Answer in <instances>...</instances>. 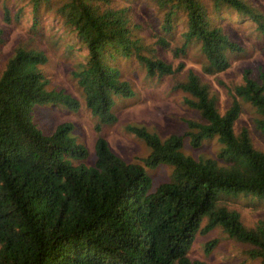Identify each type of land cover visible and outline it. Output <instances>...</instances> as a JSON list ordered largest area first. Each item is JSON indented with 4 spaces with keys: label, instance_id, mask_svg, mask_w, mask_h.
I'll list each match as a JSON object with an SVG mask.
<instances>
[{
    "label": "trees",
    "instance_id": "obj_1",
    "mask_svg": "<svg viewBox=\"0 0 264 264\" xmlns=\"http://www.w3.org/2000/svg\"><path fill=\"white\" fill-rule=\"evenodd\" d=\"M47 1L34 0L33 11ZM64 1L59 8L64 25L86 51L73 76L85 107L98 120L95 160L84 164L88 151L72 136V123L58 125L49 135L34 123L35 105L61 104L77 111L80 104L64 91L48 90L43 52L17 48L0 73V264H203L190 261L189 248L198 233L217 227L247 245L249 258L264 264V225L245 226L226 204L239 195L264 201V152L253 146L246 127L234 130L242 101L255 110L254 127L264 134V71L256 78L245 76L230 90V105L221 114L209 86L186 70L173 88L187 95L184 104L200 120H186L183 134L164 139L127 125L126 131L149 149L146 157L127 163L99 136L103 126L117 122L114 98L134 97L110 62L133 58L148 78L174 76L184 64L174 67L143 54L132 33L131 5ZM151 1L164 33L179 20L184 23L183 43L173 56L182 57L190 44L198 45L206 76L225 72L231 57L242 51L215 22L221 7L264 36V11L245 0ZM157 44L169 48L164 38ZM185 139L193 150L212 140L220 150L215 158L195 159L182 152ZM162 164L171 166L169 178L153 188L145 168Z\"/></svg>",
    "mask_w": 264,
    "mask_h": 264
},
{
    "label": "rangeland",
    "instance_id": "obj_2",
    "mask_svg": "<svg viewBox=\"0 0 264 264\" xmlns=\"http://www.w3.org/2000/svg\"><path fill=\"white\" fill-rule=\"evenodd\" d=\"M120 3L132 6V33L144 48L143 54L155 56L176 67L184 64V71L174 76L148 78L143 67L133 58H113L112 66L119 69L121 81L127 82L134 92L133 98H114L113 113L117 122L103 126L99 136L108 143L114 154L127 163L138 162L148 155L149 149L135 136L126 131L127 125L145 127L164 139L170 135H180L186 131V120L199 121L196 111L184 104L186 94L174 90L176 82L184 79L186 70L194 71L207 84L218 99L217 106L222 114L230 105L228 93L235 86L241 85L245 76L256 78L264 71V36L255 27L240 18L234 11L221 7L215 15V22L241 47L242 51L231 57L230 67L215 77L206 76L201 67L204 57L198 45L192 43L186 54L175 58L173 50L183 43L182 19L174 23L172 31L164 33L161 29V14L151 0H125ZM264 11V0H245ZM64 0L41 2L36 12L33 11L34 0H0V73L17 48H26L43 52L48 62L41 68L49 80L48 90L64 91L79 102L77 111L69 110L64 105L48 103L35 105L32 116L34 123L44 134H52L62 123H72V136L88 151L85 165H92L95 160L94 143L95 125L98 122L85 107L84 99L74 79L73 72L86 57V51L79 45L75 33L65 25L59 11ZM6 18L8 21H6ZM164 38L169 48L157 44ZM241 102L242 111L234 124L238 133L241 128L249 130L253 146L264 152V134L254 127L258 118L249 104ZM220 145L215 141L205 142L199 149L193 150L188 140H184L182 152L195 159L215 158ZM171 166L162 164L157 168H145L152 180L153 188L166 182ZM227 206L236 210L242 223L249 227L264 225V201L251 196L239 195L227 200ZM205 222H202V227ZM249 247L229 239L220 228L208 233H198L188 251L192 262L203 264H261L257 259L247 256Z\"/></svg>",
    "mask_w": 264,
    "mask_h": 264
}]
</instances>
